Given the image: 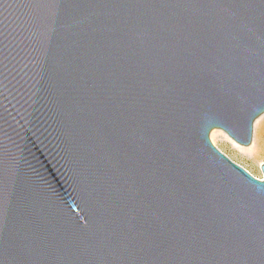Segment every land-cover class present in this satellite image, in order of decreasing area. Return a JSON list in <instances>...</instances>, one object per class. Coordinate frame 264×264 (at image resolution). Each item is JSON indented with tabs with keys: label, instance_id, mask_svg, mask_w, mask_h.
I'll list each match as a JSON object with an SVG mask.
<instances>
[{
	"label": "water",
	"instance_id": "1",
	"mask_svg": "<svg viewBox=\"0 0 264 264\" xmlns=\"http://www.w3.org/2000/svg\"><path fill=\"white\" fill-rule=\"evenodd\" d=\"M262 114L264 0H0V264H264Z\"/></svg>",
	"mask_w": 264,
	"mask_h": 264
},
{
	"label": "rangeland",
	"instance_id": "2",
	"mask_svg": "<svg viewBox=\"0 0 264 264\" xmlns=\"http://www.w3.org/2000/svg\"><path fill=\"white\" fill-rule=\"evenodd\" d=\"M214 133L212 137V133ZM211 141L222 152H224L234 162L243 166L257 178H263L261 165L264 163V117L261 122L254 127L253 142L250 151H243L232 141L228 140L219 129L212 130ZM249 145V146H250Z\"/></svg>",
	"mask_w": 264,
	"mask_h": 264
},
{
	"label": "bare ground",
	"instance_id": "3",
	"mask_svg": "<svg viewBox=\"0 0 264 264\" xmlns=\"http://www.w3.org/2000/svg\"><path fill=\"white\" fill-rule=\"evenodd\" d=\"M263 117H264V114H262V115H261V116L255 121V125L259 124V123L261 122V120L263 119ZM219 130L222 131L221 129H219ZM214 133H215V132L212 133V137H213ZM222 133L224 134V136H225L228 140L232 141V142H233L237 147H239L241 150H243V151H250V152H251V147H252L254 144H252V146H251V145H250V146H243V145L237 143L234 139H232V138H231L227 133H225L224 131H222Z\"/></svg>",
	"mask_w": 264,
	"mask_h": 264
}]
</instances>
